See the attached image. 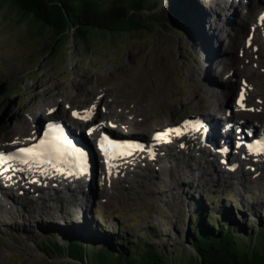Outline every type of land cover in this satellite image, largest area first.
Returning a JSON list of instances; mask_svg holds the SVG:
<instances>
[{
    "label": "rangeland",
    "instance_id": "rangeland-1",
    "mask_svg": "<svg viewBox=\"0 0 264 264\" xmlns=\"http://www.w3.org/2000/svg\"><path fill=\"white\" fill-rule=\"evenodd\" d=\"M257 1L246 6L239 0H182L184 10L179 18L173 12L178 0H147L144 15L132 14L144 25L143 31L101 36L95 32L88 46L75 31L70 32L50 57L43 48L49 43L48 34L33 28L15 9L14 1L0 0V144L27 134L30 116L52 118L46 117L52 102L59 104L54 119H70L73 108L88 106L96 97L113 99L111 107L130 111L125 115L133 111L138 123L132 134L145 137H150L153 127L158 130L203 113L220 93L224 97L221 109L208 110L222 113L224 104L233 103L235 89H230L234 98L225 99V86L218 82L238 65L233 76L237 84L241 77L250 82L237 72L243 65L253 67L245 56L258 60L253 71L264 90V51L260 48L258 58L243 49L250 47L245 38L257 12L253 19L248 13L255 12ZM260 1L264 6V0ZM103 108H99L101 113L106 112ZM261 113H251L250 119L264 121ZM172 152L148 165V170L136 169L143 181L136 187L138 174L133 173L124 185L105 184L107 192L102 195L93 184L83 200L77 192L72 196L55 192L44 199L32 188L27 194L18 190L3 197L0 264H81L65 254L44 252L39 240L47 238L62 245L76 238L71 249L84 253L89 264L104 261L96 249L105 245L120 253L125 248L135 251L136 243L144 241L162 252L169 263L187 264L194 255L187 239L203 212L212 215L221 228L231 223L238 237L264 228V172L231 175L216 159L207 169L194 170L184 178L175 171L185 172L186 163L172 158ZM163 160L167 165L162 166Z\"/></svg>",
    "mask_w": 264,
    "mask_h": 264
},
{
    "label": "trees",
    "instance_id": "trees-1",
    "mask_svg": "<svg viewBox=\"0 0 264 264\" xmlns=\"http://www.w3.org/2000/svg\"><path fill=\"white\" fill-rule=\"evenodd\" d=\"M34 10L44 24L52 27L55 37L67 29H73L78 39L88 46L90 37L96 33L119 34L138 32L142 26L132 14H143V5L147 0H32ZM182 0L173 6V12L179 17L183 13ZM150 17V16H149ZM180 18V17H179ZM143 27V26H142ZM56 39H52L50 51L55 52ZM9 91V90H8ZM14 94V92L11 90ZM206 216V219H203ZM72 238L62 245L54 238L39 240L44 252L65 254L70 259L81 264H89L84 253L71 249ZM187 244L194 252L187 264H264V228L251 231L246 237H238L232 224L222 228L213 221L212 215L203 212L196 217ZM121 243V241L119 240ZM144 241L136 243V250L129 248L121 250L106 246L96 249L97 255L104 256L100 264H172L165 255L150 247ZM133 242H131L132 244ZM135 244V243H134ZM122 246V243L120 244Z\"/></svg>",
    "mask_w": 264,
    "mask_h": 264
},
{
    "label": "bare ground",
    "instance_id": "bare-ground-1",
    "mask_svg": "<svg viewBox=\"0 0 264 264\" xmlns=\"http://www.w3.org/2000/svg\"><path fill=\"white\" fill-rule=\"evenodd\" d=\"M239 2L247 3L246 6H248L251 3V0H248V1L239 0ZM262 5L263 4L261 3V1L259 3V0L256 2V5H255L256 8H254V9H256L255 12L257 10H259V11L255 17V20L253 21L254 23L253 24L251 23V25L255 26V32L248 36V38H250V40H252L251 42L253 44V47L255 48L254 54H256V56L258 58H259L258 52L259 51H260V53L262 52L260 50V48L264 51V36L258 35V32L260 30H264V24L261 27L257 26L258 17L264 11V6H262ZM235 12H237V10ZM255 12L248 13V15H250L252 17V15ZM245 60L247 62H249L250 64L253 63L252 64L253 67H250V69L249 68L247 69L246 67H244L245 65H243V66H241V70H238L237 72H238V74H240V76H248L250 78V82H248L247 86L244 87V86H241V84L235 85L234 79L229 78V77L227 79L222 80L221 81L222 83L218 82V84H222L223 86L226 87V88L223 87V90L225 89L224 90L225 91L224 96L228 97V98L225 97V99H230L229 98L231 96V90L230 89L233 86L234 88H236V90H238V92H245V94L247 95V97L249 99V101H248L250 103L249 107H253L255 109H258L261 107L264 108V99L262 97L264 90H263V87L260 85L261 83L259 82V80H257L255 78L254 71H253V69L255 67L258 68V65H259L257 62L258 60H255L252 58L248 59L246 56H245ZM238 66H236V68ZM236 68L234 67V69H232V73L236 72ZM261 69L262 68H260V70ZM262 71H264V70H262ZM253 77L256 80L253 79ZM225 80H227V81H225ZM243 80H246V78H243ZM227 87H230V88H227ZM104 92H105V89H104ZM134 93H136V92H133V94ZM222 95H223L222 93L214 95V104L215 105L211 104L210 108L221 109L220 108L221 105H219V104H220V102H222L221 99L224 98V97H222ZM237 97H238V94H237L236 98ZM233 98H234V96H233ZM236 98H235L234 102H236ZM94 100H96V99H94ZM111 101L108 102V100H105V98H102V100H98V102L93 101L89 106L81 108L80 110H77L76 116H80V117L86 116V115H88L89 110L95 111L96 113H98L99 107H100L101 103H103V105L106 106V108L109 110V112H108L109 118L108 119L110 120V122L114 123L116 125H119V126H123V131L130 132L131 128H133L132 126H134L138 123L137 120L135 119V117L133 116V111H132V114L125 115L130 111L127 110V112L123 111L124 113H122L121 111L117 110L116 107H111V104H109ZM210 102H208V104ZM58 105H59L58 103L52 102L51 105L47 106V109H50L52 107H56ZM242 105L245 106L244 101H243ZM146 106H149V104H147ZM207 106H206V108H207L206 110L210 109ZM229 108H231V106L230 107L225 106V108H223L222 113H218L219 110H217L216 112H211L210 110H208V112H206V114L204 115V119L208 123L212 124L211 129H212V127L214 128V135H213L212 141L216 144L219 143L216 140V136H215V135H219V133H216V128L221 126L220 122L222 121L223 118L226 117L225 111H227ZM203 109L205 110V108H203ZM138 110H140V109H138ZM229 112H231V111H229ZM263 113H261V114H263ZM201 114H202V111H201ZM123 116H126V117H123ZM235 116L236 115L233 112L231 117H235ZM42 118H43L42 116H39V117H37L36 115H34V117L30 116L28 119V121H29L28 122V125H29V131L28 132L29 133L26 135H23V136H19L18 138H15L14 142L15 143H24V142H27L29 139L33 138V134H31L30 131L36 128V126L38 125V121ZM175 121H177V120H175ZM95 122H97V121H95ZM95 122L90 123V125L94 124ZM262 124H264V121H262ZM100 125H102V123H100ZM31 126H32V128H30ZM165 140L166 141L164 143L158 142V143L151 145V148L154 151L153 153H154L155 161H158L163 156L165 157L168 152H171V150H173L174 152H172V153H174V154L172 155V158L174 157V159L176 161L184 160V163H186L187 169L185 172L183 170H176L175 171L178 173L177 175H180L181 177H184V178L192 176L194 170L198 171V170L207 169L209 167V165H211L212 163L214 164L216 159L221 160V159H225V158H226V161H225L226 163H221V165L226 166L225 168H227V166L230 167V165H231L229 163L230 161H233V163L238 164V167L234 171H231L230 168L226 169V171L231 175H234L236 173H238L239 175L240 174L245 175V174H247V172L250 173L252 171H255V173L264 172V159L260 160V161H252V160H249L245 157H244V159L237 158V157H231V156L225 157V156L218 154L215 150L213 151V149L210 148L208 145L196 147L197 144L193 143L196 140V138L194 139V136H183V137L176 140L175 137L171 135V137L166 138ZM150 142H151V140H150ZM174 142L180 143V144L177 145ZM24 145H26V144H24ZM148 148H149V146H148ZM180 153H184L188 157H183L181 155H178ZM175 154H177V155H175ZM241 155H242V153H241ZM149 157H150V154H146L144 151L140 152L139 154H135V156L133 157L134 159L132 158L133 160H131L132 165H130L128 167H126L124 165L121 166L119 168L120 173L117 176L113 175L111 177V184H113V185H124L123 184L124 179L127 180V178H130L132 176L131 174L137 173L138 178L134 181L135 182L134 187H136V185H139V182H141L142 180H141V176L139 175V172H137L136 169L142 168L143 170H145V169L148 170L150 168V166L147 168V166L150 165V163L148 161ZM196 157H198V158L200 157V159H202L203 162H205V163H203L202 161H201L202 162L201 163L200 159H197ZM170 159L171 158H169V161H170ZM160 162H166L162 166L167 165L166 160H163ZM227 163H229V164L227 165ZM129 175H131V176H129ZM6 176H8V173L6 174ZM18 176L22 179V182L15 183V178L12 179L11 181H9L8 179L7 180L0 179V199L1 200L3 197H7L10 194H14L13 192L17 193L18 190H21V191L26 190V194H27V191H29L28 188H32L33 192L38 193L40 198H44L45 195L55 194V192L68 193V195H70V196H72L73 194H76V192H77L78 197L80 196L81 200H83V198H86L87 194L93 190V186L91 184L92 180H90L89 178H87L86 184H75V186H74L72 184H66V183L61 184L58 182L57 179L47 180L45 176H42V179H40L39 182L36 181L35 183H31V185H30L29 182L24 180L22 173L18 174ZM101 181H103V178ZM124 183H127V181L126 182L124 181ZM142 183H143V181H142ZM4 184H8V185L14 184V185H18L19 187L16 188L14 185H12V186H8V189H5V186H3ZM39 184H40V186H38ZM141 185L143 186V184H140V186ZM26 186H28V187H26ZM105 189H106V185L102 184V188L100 190L101 195L104 194V192H107V191H105ZM144 189L146 190V193H149V191L151 190V189L143 188V191H144ZM150 192L153 193V189ZM109 193H113V192H109ZM114 194L117 195V193H114ZM75 200H77V198Z\"/></svg>",
    "mask_w": 264,
    "mask_h": 264
},
{
    "label": "snow or ice",
    "instance_id": "snow-or-ice-1",
    "mask_svg": "<svg viewBox=\"0 0 264 264\" xmlns=\"http://www.w3.org/2000/svg\"><path fill=\"white\" fill-rule=\"evenodd\" d=\"M243 99V96L241 97ZM243 106V105H242ZM91 110H89V113ZM78 115V114H77ZM78 118L83 120L91 119V114ZM94 131V129L89 130V134ZM163 138V134H158L156 139L159 141ZM105 139H107L105 137ZM108 144L111 148V153L109 152V148H106L103 141L101 142V148L105 151L106 157H108L109 161L125 156L133 155V149L137 151H145L144 148L138 145H121L119 143H115L113 141H108ZM19 152L23 156V163L28 164L30 162H35L36 164L41 163H50L55 166L58 161L60 164L65 162V158L70 159L73 164L79 169L81 173L85 172L86 169V156L87 153L83 150H76L74 146H72L71 141H67L66 138L57 137L52 141H42L35 148H22ZM154 158V157H153ZM110 175H111V164H110Z\"/></svg>",
    "mask_w": 264,
    "mask_h": 264
},
{
    "label": "water",
    "instance_id": "water-1",
    "mask_svg": "<svg viewBox=\"0 0 264 264\" xmlns=\"http://www.w3.org/2000/svg\"><path fill=\"white\" fill-rule=\"evenodd\" d=\"M12 2L15 3L16 6H17L15 9H17V8L19 9L18 10L19 13H21L23 16L26 17L27 21L32 24L33 28H37V30L40 32L41 35H44L46 33L48 34L47 39H48L49 43L44 45V47H43L46 50L44 52L45 55H49L50 57H52L55 54V52H54L51 55V53L53 51L49 52L48 51L49 49L47 48V47L50 46V43H51L52 39H54V40L56 39V42H55V45H54V47H56V49L54 51H56L57 50V46L59 44L64 45V43H63L65 41L64 37L66 35L68 36L70 32H74L73 29L69 28L64 33L59 34L57 37H55L52 27H49L48 25L44 24V22L37 15L36 11L34 10V5H33V1L32 0H12ZM142 26H141V28H140V30L138 32L143 31L145 29L143 24H142ZM134 33H137V32H134ZM71 35L73 37L74 33L71 34Z\"/></svg>",
    "mask_w": 264,
    "mask_h": 264
}]
</instances>
